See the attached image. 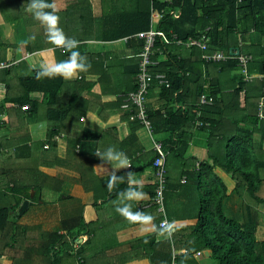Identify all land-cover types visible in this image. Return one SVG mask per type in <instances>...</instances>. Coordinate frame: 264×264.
I'll list each match as a JSON object with an SVG mask.
<instances>
[{"label": "trees", "instance_id": "trees-1", "mask_svg": "<svg viewBox=\"0 0 264 264\" xmlns=\"http://www.w3.org/2000/svg\"><path fill=\"white\" fill-rule=\"evenodd\" d=\"M154 2L161 12L167 8L180 10L178 19L170 12L164 14L158 26L153 60L158 59L160 50L167 55L168 61L151 69L152 74L167 76L171 85L162 88V98L175 103L166 108L165 113H151L148 109L156 133L164 131L171 137L164 145L169 152L165 203L167 193L180 190L184 175L188 176L189 183L195 184L202 198L197 223L172 231L168 262L181 264L185 257L209 250L216 264H264V240L258 237L259 230L264 227V109L261 117L259 108L264 97V80L257 77L246 82L237 60L206 63L200 49L180 46L175 41V38L183 42L197 39L210 29L209 49L205 53L231 54L239 50L252 57L248 71L252 74L258 66V75L264 77V46L256 44L258 39H264V0ZM27 3L28 0H0V9L7 22L22 19L8 15L7 9L12 10V6L23 9V13L27 11L33 18ZM137 16L144 18L143 28L138 29V33L149 31L152 11ZM247 39L253 43L247 44ZM140 48L142 50L143 43ZM36 72L17 76L16 86L13 82L7 83V96L0 103V122L4 114L12 128L24 126L26 119L33 124L43 122L49 125L45 130L46 138L34 146L51 144L56 147L53 140L62 134L63 125L77 122L83 126L91 104V99L83 94L90 93L96 84L84 79L69 82L60 77L37 79ZM3 74L8 79L12 69L4 70ZM66 91L70 92L67 99L64 98ZM35 95L42 96V100L34 98ZM204 95L212 100V106H200ZM123 96L118 99L120 106L125 104L126 95ZM24 106L29 109L24 111ZM199 112H203L199 121L205 126L197 129L195 117ZM194 128L208 138V160L199 163V173L191 170L196 166V159L185 158ZM70 142L71 149L79 144V141ZM32 168L31 175L17 181L10 189L13 195L23 196L26 201H30L32 190H56L54 179L37 175L34 164ZM235 195L242 200L238 214L230 210L233 207L227 208V201ZM22 202L18 200L12 208L0 206V264H7L2 262L5 258L9 264H64L70 260L68 257H76V264H85L84 249H74L81 232L91 228L84 221L82 208L73 221H65L58 230L46 232L40 226L24 229L12 221V214L20 209ZM31 232L38 234L32 237ZM155 237V234L148 237V241ZM174 249L181 251L180 258L173 259Z\"/></svg>", "mask_w": 264, "mask_h": 264}, {"label": "crops", "instance_id": "crops-1", "mask_svg": "<svg viewBox=\"0 0 264 264\" xmlns=\"http://www.w3.org/2000/svg\"><path fill=\"white\" fill-rule=\"evenodd\" d=\"M154 1L172 3V0ZM54 2L60 16L59 26L67 36L80 41L77 50L87 57L91 65L88 72L65 81L84 79L89 83H95L90 93L83 94V97L91 99V104L88 106L83 126L77 122L66 123L63 125L62 134L53 140L57 143L56 147L47 144L50 149L46 150L44 146V152L40 153L34 148V144L45 140L46 127L41 128L39 124H33L31 120L26 119L27 123L24 126L12 128L7 122L8 116L4 114L1 117L0 206L12 208L18 200H23L20 208L25 202H29V209L33 205L37 208L54 206L58 214V228L63 222L77 218L82 208L85 223L91 225L90 229L81 232L77 241L79 245L77 250L84 249L85 264H170L167 255L171 252L169 245L171 237L167 231L160 228V223L165 219L169 223H174L173 231L195 225L201 211V192L195 184L189 183L188 176L184 175L181 178L180 190L167 193L166 215L162 216L157 212L153 204L156 181L153 167L154 146L157 142L166 145L171 137L164 131L157 134L154 122L151 131L142 127L136 118L137 111L131 107L120 106L118 99H123V95L132 92L136 86L138 56L142 45L137 35L144 22V18L137 14L152 11L151 28L157 31L164 14L170 12L171 15L180 16V10L167 8L161 12L155 8V2L150 0H54ZM7 13L12 18L19 16L22 19L7 22L0 9V103L7 96V83L13 82L16 86L17 76L32 75L34 71L39 70L42 63L61 61L67 59L70 54V50L50 44L45 28L27 11L23 13V9H13L12 6V10L9 7ZM189 27L186 25V29ZM124 34L128 36H122ZM252 35V38H255V35ZM246 42L253 43L251 39H247ZM256 44L264 46V39H258ZM158 52L159 56L155 61L157 66L168 61L166 54L160 50ZM2 64L12 66L10 68L12 74L8 79L4 77L6 69L1 67ZM252 75L258 76L253 73ZM162 91L158 82H154L147 102L151 113L152 111L165 113L166 108L175 104L162 98ZM69 95L70 92L66 91L64 98L67 99ZM34 98L42 100V96L35 95ZM202 115L203 112L196 115L195 121ZM192 133V142L188 146L185 158L196 159V166L191 170L199 173V163L208 160V138L195 128ZM26 140L29 142L24 143ZM70 141L74 143L79 141V144L71 149ZM108 147L123 151L131 160L132 169L120 170L118 174L132 171L127 179L140 182L138 187L146 193L145 198L129 203L132 204L133 211L151 215L154 228L149 227V230H145L146 226L131 223L115 211L121 200L119 193L137 185L120 183L112 189L107 187L111 172L99 167L110 166L95 155L97 151H104ZM43 153L48 155L44 156ZM31 158L36 159V163L33 161L32 163L37 167L35 169L37 175L42 174L55 180L56 190L43 188L40 191L55 193L57 196L55 204L43 207L44 201L35 202L33 199L38 192L34 190L30 192V201H26L23 196L17 197L10 191L14 183L31 175L33 166L31 168L28 166ZM179 171L180 166L177 168L178 173ZM232 197L230 207L234 204L239 211L242 200L237 195ZM260 233L261 229L258 237L264 240ZM154 234L155 239L148 241V237ZM173 253V259L181 257V251L174 249ZM68 258L70 260L67 259L64 264L77 263L76 257ZM185 259L181 264H216L209 250L194 253ZM9 263L10 261L7 264Z\"/></svg>", "mask_w": 264, "mask_h": 264}, {"label": "built area", "instance_id": "built-area-1", "mask_svg": "<svg viewBox=\"0 0 264 264\" xmlns=\"http://www.w3.org/2000/svg\"><path fill=\"white\" fill-rule=\"evenodd\" d=\"M150 1L154 2V0ZM172 16L175 18H179L178 14H173ZM209 31L210 29L205 31V33L197 39L190 38L187 42L177 40L176 38L175 41L180 46H186L187 48L197 47L198 49H200L203 52L202 58L206 63H222L231 59H235L238 61V66L242 69L246 82L252 81L253 79L257 78L248 71L249 64L252 62V57L250 55L240 53L239 56H236L235 54H225L223 51H216L215 53H205L209 49ZM137 38L143 43V48L138 56L139 64L136 75V90L126 95L124 108L131 107L132 109L136 110V118L140 125L151 131L153 130V127L149 116L147 102L152 85L154 82H158V85H160L161 88H169L171 84L166 75H154L151 72V68L153 66H156V62L153 60V56L155 55L158 32L155 29L151 28L147 32L139 33L137 35ZM234 53H236V51ZM1 67L3 69H10L12 66H10L9 64H2ZM258 78L264 80V77ZM212 105L213 102L211 99H209L207 96H202L200 103L201 107ZM259 108L261 112L260 116L263 117L262 110L264 109V97L261 99ZM28 109L29 106L23 107L24 111H27ZM197 115H200V112ZM195 125L197 129L205 126L201 121H199V117L196 120ZM206 126L208 127L209 125L206 124ZM45 149H50V146H45ZM154 151L156 156L153 162V167L155 170L156 181L153 204L154 206H156L157 212L163 216L166 215L165 193L168 184L166 164L169 157V152L165 149L164 144L160 142L155 143ZM167 224H170L169 221L167 219L163 220L160 223V228L165 230ZM167 233L169 234V232ZM171 234L172 232L169 234V236H171Z\"/></svg>", "mask_w": 264, "mask_h": 264}, {"label": "clouds", "instance_id": "clouds-1", "mask_svg": "<svg viewBox=\"0 0 264 264\" xmlns=\"http://www.w3.org/2000/svg\"><path fill=\"white\" fill-rule=\"evenodd\" d=\"M27 5L33 18L45 28L49 43L54 47L70 50L67 59L53 63H42L39 70L36 72V78L60 77L70 80L78 77L81 73L88 72L91 65L88 63L87 57L77 50L80 41L67 36L64 30L59 26L60 16L54 0H52V2H50V0H28ZM40 127H44L43 122L40 124ZM95 156L103 163L110 166V168L104 167L103 165L99 167L108 169L111 172L107 184L109 189H112L115 185L120 183L137 185L135 187H129L125 191L119 193L121 200L115 211L131 223H138L146 226L145 230H149V227L154 228L155 226L152 224L153 217L141 211H133L132 204L129 203L145 198L146 193L138 187L140 182L129 181L127 179L132 171H127L125 174H118L120 170L132 169L131 160L127 154L114 147H108L104 151H97ZM173 229L174 223H170L167 224L165 231L170 234Z\"/></svg>", "mask_w": 264, "mask_h": 264}, {"label": "rangeland", "instance_id": "rangeland-1", "mask_svg": "<svg viewBox=\"0 0 264 264\" xmlns=\"http://www.w3.org/2000/svg\"><path fill=\"white\" fill-rule=\"evenodd\" d=\"M6 6V5H4ZM35 30V29H34ZM247 43V42H246ZM249 44V43H247ZM251 44V43H250ZM234 53V52H233ZM157 66V65H156ZM156 66H153L152 68L156 67ZM151 68V69H152ZM256 68V71H254L253 74H259L258 72V66H255ZM255 77H262V76H257V75H254ZM206 96V95H204ZM208 97V96H207ZM209 98V97H208ZM210 99V98H209ZM49 126V125H48ZM47 124H44V127H48ZM35 149L38 150V152H44L43 150V147H41L40 145H37L34 147ZM50 153H52V151H50ZM44 156H47L48 154L46 153H43ZM31 163L28 164V166L31 168V166H33L32 164V161L35 162L36 159H33L31 158ZM36 163V162H35ZM22 168L26 169L25 166H22ZM23 180V179H21ZM10 183V182H9ZM56 194L55 193H52V192H49L47 190L43 192H38L36 194V197H34V201L39 203L40 201H44L45 203L42 204L43 207H46L45 205H52V204H55V200H56ZM233 197L231 198V200H229L227 202V208L230 209V201H232ZM233 205V208H234V213L238 214V211L235 207L234 204ZM11 208V207H10ZM21 209V208H20ZM19 209V210H20ZM19 210L16 212V213H13L12 214V221H15L17 222L18 226L20 227H24V229L26 228H30V226H40L42 227V229L46 232L48 231H56L58 230L59 228L57 227V219H58V214H57V210H56V207L54 206H50V207H46V208H37V206L33 205L30 207V209L28 208L27 211L20 217L18 218V215H19ZM232 211V208L230 209ZM264 211V209H262ZM69 212H71L69 210ZM226 212L229 214L230 212L228 210H226ZM232 214V213H231ZM233 216V215H232ZM231 216V217H232ZM238 216V215H237ZM234 218V217H233ZM38 233H35V232H31L30 233V236L32 237H36ZM263 236L264 238V227L261 228V233H260V237ZM6 261V262H5ZM3 263H8V259H3L2 261Z\"/></svg>", "mask_w": 264, "mask_h": 264}, {"label": "water", "instance_id": "water-1", "mask_svg": "<svg viewBox=\"0 0 264 264\" xmlns=\"http://www.w3.org/2000/svg\"><path fill=\"white\" fill-rule=\"evenodd\" d=\"M240 51L238 50V51H236V53H233V52H231V54H235L236 56H239L240 55ZM29 208V202H25L24 204H23V206L21 207V209L19 210V215H18V217H21L26 211H27V209Z\"/></svg>", "mask_w": 264, "mask_h": 264}, {"label": "bare ground", "instance_id": "bare-ground-1", "mask_svg": "<svg viewBox=\"0 0 264 264\" xmlns=\"http://www.w3.org/2000/svg\"><path fill=\"white\" fill-rule=\"evenodd\" d=\"M78 248H79V245L76 243V244L74 245V249L77 251Z\"/></svg>", "mask_w": 264, "mask_h": 264}]
</instances>
